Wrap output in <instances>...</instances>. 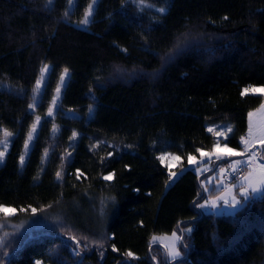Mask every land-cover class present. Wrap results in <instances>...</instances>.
Returning <instances> with one entry per match:
<instances>
[{"label": "trees", "instance_id": "1", "mask_svg": "<svg viewBox=\"0 0 264 264\" xmlns=\"http://www.w3.org/2000/svg\"><path fill=\"white\" fill-rule=\"evenodd\" d=\"M144 1L164 10L98 0L81 27L91 0H0V137L11 134L0 207L19 218L60 204L73 223L29 236L4 264H264V190L234 214L203 213L198 175L183 170L216 143L242 148L263 99L244 88L264 86V0ZM214 122L231 133L217 139ZM167 152L182 168L174 178ZM174 230L183 255L171 261L150 239Z\"/></svg>", "mask_w": 264, "mask_h": 264}, {"label": "rangeland", "instance_id": "2", "mask_svg": "<svg viewBox=\"0 0 264 264\" xmlns=\"http://www.w3.org/2000/svg\"><path fill=\"white\" fill-rule=\"evenodd\" d=\"M98 0H91L89 5H92V13L96 6ZM139 9H153L161 10L164 8H159L154 6L148 1L144 0H130ZM89 5L86 11L89 8ZM85 11V12H86ZM91 15L88 17V22L90 21ZM85 17V13L83 19ZM82 19V20H83ZM78 26L86 27L87 24H82L81 22L76 23ZM50 69V63H46L37 78L34 86V98L32 100V107H35V102L37 101L39 94L42 90L46 74ZM63 76V81L61 77ZM68 77V70L65 74V70L60 76L59 82L55 88L51 104L47 109L46 115L48 117H53L60 100L62 90L66 84ZM39 82V83H38ZM59 88V92L57 89ZM248 89L247 93L259 94L263 97L262 102L258 107L249 111L252 116L248 113V125L245 134L241 138L240 142L243 147V153L239 157L234 155H225L227 157V163H222L217 165V159L221 155V143H216L215 146L210 151H201L198 156H191L188 160L187 165L183 168H192L198 175L199 180V195L200 199L197 201L196 207L203 213H212L216 215L220 214H234L239 208H241L248 198L254 197L258 198L262 194L264 187V89L263 85H250L244 88ZM255 89V91H253ZM51 109V115H49V110ZM39 118V120H37ZM41 116L35 114L34 122L28 132L26 137L23 151L20 156L23 157V162L32 146V142L38 132V128L41 121ZM33 126L34 130H33ZM208 129H211L217 139L227 137L232 131V125L229 122H214L208 125ZM56 130V127L53 128ZM8 133V135H5ZM29 133H31V139H29ZM11 134L4 130L0 137V152H2L3 159L10 147ZM27 144V147L25 146ZM248 145V146H247ZM251 148H248V147ZM257 146H262L260 149ZM255 152L259 150L258 157ZM234 154V153H232ZM164 157L162 163L166 165L170 170L171 178L178 175L182 168H179V158L173 153H163L160 155ZM2 159V161H3ZM0 161V163L2 162ZM21 162V163H23ZM174 169V170H173ZM238 169H243V175L240 178L235 179L232 182L225 181V173L233 172ZM255 189V191L253 190ZM203 205V207H201ZM68 221V220H67ZM62 212L60 204H57L54 208H46L42 210L32 211L26 217L17 218L16 209L9 206L0 207V264H4L6 257L16 249L23 240L31 235L40 232H52L57 231V233L64 229V227H72L73 223L67 222ZM192 225H187L184 227V231L187 235L191 233ZM175 233V237L173 236ZM182 233L179 230H174L170 233H159L153 234L151 236L150 242L152 244H159L164 249L167 258L171 261H176L178 258L182 257L183 251L181 250V236ZM70 237V236H69ZM104 233L101 235L100 240H104ZM179 237V239H176ZM178 252V256H173V252ZM38 264V262H37Z\"/></svg>", "mask_w": 264, "mask_h": 264}, {"label": "snow or ice", "instance_id": "3", "mask_svg": "<svg viewBox=\"0 0 264 264\" xmlns=\"http://www.w3.org/2000/svg\"><path fill=\"white\" fill-rule=\"evenodd\" d=\"M49 2H51V0H49ZM161 11H163V9H161ZM91 13H92V5H89V8H88V10L85 12V17H84V19L81 21V23L82 24H87L88 23V17L91 15ZM67 73V69H65V74ZM61 81H63V76L61 77ZM39 83V82H38ZM245 92H247L248 91V89H245L244 90ZM253 91H255V89H253ZM261 91H264V89H262ZM57 92H59V88L57 89ZM243 94V93H242ZM29 107H32V105H29ZM261 107H264V105H262ZM49 115H51V109L49 110ZM249 116L251 117L252 116V113H249ZM37 120H39V118H37ZM34 127L35 126H33V130H34ZM210 131H211V129H210ZM5 135H8V133H5ZM31 133H29V139H31ZM73 135H75V133H73ZM26 147H27V144L25 145ZM3 153L2 152H0V161H2V159H3ZM160 159L161 160H163L164 159V157H160ZM21 162H23V157H21ZM57 176L59 177L60 176V173H57ZM105 179H110V177H105ZM254 191H255V189H253ZM201 207H203V205H201ZM189 231H191L190 229H189ZM175 233H173V236L175 237ZM176 239H179V237H176ZM129 255H131V253H129ZM172 255L173 256H178L179 255V253L178 252H173L172 253Z\"/></svg>", "mask_w": 264, "mask_h": 264}, {"label": "crops", "instance_id": "4", "mask_svg": "<svg viewBox=\"0 0 264 264\" xmlns=\"http://www.w3.org/2000/svg\"><path fill=\"white\" fill-rule=\"evenodd\" d=\"M221 147H223L220 151L222 156L217 159V162H216L217 165H218V163H224V164L227 163L228 160H227V157H225V155H234L235 157H239L244 152L243 149H247V147H243V146L241 149H234V148L228 147L227 145H224V144H222ZM261 147L262 146H257V148H259V149ZM248 148H251V147L249 146ZM232 153H234V154H232ZM252 153L253 154L255 153L259 157V155H258L260 153L259 150H257L256 152L254 150V152H252ZM263 190H264V187H263ZM263 190H262V192H263ZM252 198H254V197H251L248 199H252Z\"/></svg>", "mask_w": 264, "mask_h": 264}, {"label": "built area", "instance_id": "5", "mask_svg": "<svg viewBox=\"0 0 264 264\" xmlns=\"http://www.w3.org/2000/svg\"><path fill=\"white\" fill-rule=\"evenodd\" d=\"M242 173H243V170L242 169H238V170H236V171H233V172H226L225 173V181L226 182H231V181H233L234 179H236V178H239L241 175H242Z\"/></svg>", "mask_w": 264, "mask_h": 264}]
</instances>
